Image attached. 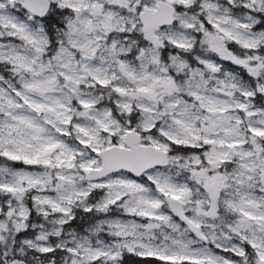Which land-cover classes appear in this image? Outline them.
<instances>
[{"label":"snow or ice","instance_id":"obj_1","mask_svg":"<svg viewBox=\"0 0 264 264\" xmlns=\"http://www.w3.org/2000/svg\"><path fill=\"white\" fill-rule=\"evenodd\" d=\"M0 264H264V0H0Z\"/></svg>","mask_w":264,"mask_h":264}]
</instances>
